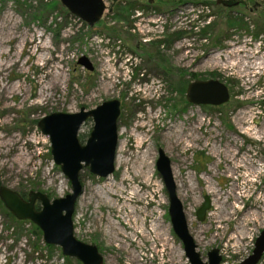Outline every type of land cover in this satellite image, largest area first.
Segmentation results:
<instances>
[{
	"label": "rangeland",
	"instance_id": "1",
	"mask_svg": "<svg viewBox=\"0 0 264 264\" xmlns=\"http://www.w3.org/2000/svg\"><path fill=\"white\" fill-rule=\"evenodd\" d=\"M180 1L155 0L151 9L126 11L122 22L106 19V10L89 27L58 0H0V186L51 199L70 193L38 121L120 102L115 171L105 182L82 170L73 215L75 237L95 245L103 264H189L170 224L158 149L176 167L204 262L217 249L220 264H241L264 231V0H228L227 8L216 4L226 0ZM83 56L93 71L77 64ZM196 79L223 82L229 102L188 104L186 87ZM230 154L238 163L231 175ZM205 196L211 206L199 222ZM218 199L226 213L217 225ZM240 220L248 236L236 245ZM0 264L80 263L0 201Z\"/></svg>",
	"mask_w": 264,
	"mask_h": 264
},
{
	"label": "water",
	"instance_id": "2",
	"mask_svg": "<svg viewBox=\"0 0 264 264\" xmlns=\"http://www.w3.org/2000/svg\"><path fill=\"white\" fill-rule=\"evenodd\" d=\"M76 19L89 27L102 18L105 6L102 0H58ZM225 7V1H217ZM77 64L88 71L93 66L86 57H80ZM188 103L219 107L229 102L228 87L217 79L190 82L185 91ZM121 114L117 99L104 101L93 109L81 107L76 113H52L42 117L38 123L42 136L47 137L53 163L60 168L68 180L71 191L64 197L51 199L39 191H31L27 200L16 191L0 186V201L5 209L18 221H28L42 234L45 244L58 247L64 257L80 264H103L104 258L95 245L84 243L74 235L73 215L79 197L83 193L80 173L87 169L96 178H107L115 171L118 149V122ZM92 121V129L84 144L79 141L81 127ZM155 163L161 177L168 201V216L173 234L180 241L189 264H220L222 257L217 249L207 253L204 262L191 235L182 202L178 198L170 159L158 149ZM39 203V209L36 208ZM210 209V199L205 196L196 211V218L202 222ZM264 255V231L255 240L252 254L241 264H258Z\"/></svg>",
	"mask_w": 264,
	"mask_h": 264
},
{
	"label": "flooded vegetation",
	"instance_id": "3",
	"mask_svg": "<svg viewBox=\"0 0 264 264\" xmlns=\"http://www.w3.org/2000/svg\"><path fill=\"white\" fill-rule=\"evenodd\" d=\"M102 1H103L104 6H105V9H104V12H103V15H102L101 20H103V16L105 14V11L107 10V17H106V19H114V20L121 19L120 22L124 21L125 19L129 21V19L126 18V15H125L126 14V11H129V10H132V9H141L142 11H145L147 9H151L153 7L154 2H155V0H102ZM107 2L109 3L108 7H106V4H105ZM155 10L159 11L158 9H155ZM101 20L99 22H101ZM192 81H194V80H192ZM188 104H190V103H188ZM190 105H194V104H190ZM120 109H121V107H120ZM88 123L91 124V129H92V125L93 124H92V121H90V120H88L83 126H85ZM82 127H81L80 132H79V141L82 144H84L85 141H86V139H87V137L89 136V134L91 132V129H90V131H89V133L87 135H84V134H80L81 133V130H82ZM80 181H81V178H80ZM31 191H33V190H31ZM31 191H29L27 193H19V194L23 197V199L27 200L28 194ZM210 206H211V203H210ZM36 208L39 209V203H36Z\"/></svg>",
	"mask_w": 264,
	"mask_h": 264
},
{
	"label": "bare ground",
	"instance_id": "4",
	"mask_svg": "<svg viewBox=\"0 0 264 264\" xmlns=\"http://www.w3.org/2000/svg\"><path fill=\"white\" fill-rule=\"evenodd\" d=\"M54 83V82H53ZM179 140V139H178ZM182 140V139H181ZM195 140V139H194ZM216 154H217V156H218V151H216ZM121 158V157H120ZM229 163H230V166H227V171H226V173H230V175L231 174H235L234 172H235V170L237 169V167H238V163L234 160V157H233V155L232 154H230V157H229ZM117 162H118V164L121 162L119 159H117ZM218 165H219V163H218ZM172 169H173V174H174V177H176V167L175 166H173L172 165ZM147 173V172H146ZM225 174V173H224ZM110 181V177H107L106 178V180H105V182H109ZM175 182H176V180H175ZM176 185H177V188H178V185H180V184H177L176 183ZM106 186V185H105ZM208 186V185H207ZM106 188V187H105ZM208 189L210 190V185L208 186ZM103 190V189H102ZM111 190V189H110ZM212 190V189H211ZM211 190H210V193L212 194V195H217L218 196V192H215V191H212L211 192ZM220 192V191H219ZM230 193H232V190L230 189ZM220 194V193H219ZM140 196H142V195H140ZM221 199V198H220ZM219 201V199L214 203V204H217V202ZM219 203V202H218ZM219 205V210H218V207H217V209H216V212H217V215H219V216H217V217H214L215 219V223L218 225V224H220L221 223V217H222V214L223 213H226L225 212V205L223 204V203H219L218 204ZM217 205V206H218ZM236 208V207H235ZM264 211V210H263ZM236 212H239V211H237V209L235 210V212L234 213H232V215H236ZM143 214H145V213H143ZM187 214V216H188V213H186ZM226 216H227V214H225ZM231 215V214H230ZM251 214L249 215V217H247L248 218V220L249 221H251L252 220V218H251ZM189 218H190V215L188 216ZM258 217H259V215L258 216H256V219H258ZM226 219V221H230V219L229 218H227V217H225ZM259 220V219H258ZM233 221V220H232ZM244 222V220H240L239 222H238V224H237V226H238V232L236 233V242H235V244L236 243H238V241H242L246 236H248V235H246L247 233H246V230H245V224L243 223ZM198 237V236H197ZM236 245H239V244H236Z\"/></svg>",
	"mask_w": 264,
	"mask_h": 264
},
{
	"label": "trees",
	"instance_id": "5",
	"mask_svg": "<svg viewBox=\"0 0 264 264\" xmlns=\"http://www.w3.org/2000/svg\"><path fill=\"white\" fill-rule=\"evenodd\" d=\"M179 2H181L180 0H178ZM226 3H228L229 4V1L228 0H226L225 1ZM224 8H227V7H224ZM118 20H121V19H118ZM126 20V19H125ZM211 24H208V26H210Z\"/></svg>",
	"mask_w": 264,
	"mask_h": 264
},
{
	"label": "built area",
	"instance_id": "6",
	"mask_svg": "<svg viewBox=\"0 0 264 264\" xmlns=\"http://www.w3.org/2000/svg\"><path fill=\"white\" fill-rule=\"evenodd\" d=\"M127 62L130 63L129 60ZM127 74H129L128 70H127Z\"/></svg>",
	"mask_w": 264,
	"mask_h": 264
}]
</instances>
